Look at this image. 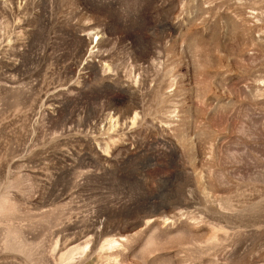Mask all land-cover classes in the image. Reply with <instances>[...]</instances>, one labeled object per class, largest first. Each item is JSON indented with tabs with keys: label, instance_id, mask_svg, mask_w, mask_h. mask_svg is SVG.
I'll list each match as a JSON object with an SVG mask.
<instances>
[{
	"label": "rangeland",
	"instance_id": "374dc122",
	"mask_svg": "<svg viewBox=\"0 0 264 264\" xmlns=\"http://www.w3.org/2000/svg\"><path fill=\"white\" fill-rule=\"evenodd\" d=\"M0 264H264V0H0Z\"/></svg>",
	"mask_w": 264,
	"mask_h": 264
}]
</instances>
